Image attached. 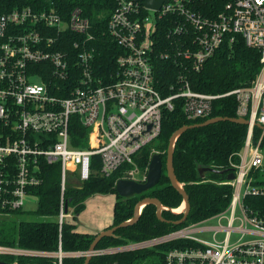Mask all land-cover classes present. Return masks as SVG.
<instances>
[{"label":"built area","instance_id":"2783aa9c","mask_svg":"<svg viewBox=\"0 0 264 264\" xmlns=\"http://www.w3.org/2000/svg\"><path fill=\"white\" fill-rule=\"evenodd\" d=\"M115 1L107 31L122 54L114 71L102 76L96 36L80 8L68 18L54 8L0 11V216L24 211L26 198H36L30 190L43 181L41 161L59 163L61 229L73 216L72 208L66 213L65 201L70 179L79 186L94 174L110 177L125 167L122 179L144 182L147 173L135 157L159 139L164 111L173 110L180 99L187 119L196 120L211 115L215 100L234 96L238 118L249 125L239 162H231L235 179L229 181L234 192L228 208L202 223L142 243L96 250L93 256L185 241L193 245L166 251L164 264H264V216L245 203L248 197L264 196L254 176L264 171V131L257 142L253 137L256 125L264 127V0H227L215 16L197 11L207 0H166L159 10L142 0ZM165 20L170 27L164 31L173 43L158 53L159 25ZM68 32L77 38L71 54L65 49ZM238 37L261 55L260 71L249 86L222 95L202 94L181 74L170 87L172 94L162 96L155 59L198 72ZM74 120L88 129L84 148L72 144ZM95 157L98 170L93 168ZM210 221L217 225L204 226ZM202 233L209 238H200ZM1 254L45 256L5 247H0ZM64 256L60 251L59 264Z\"/></svg>","mask_w":264,"mask_h":264},{"label":"trees","instance_id":"16d2710c","mask_svg":"<svg viewBox=\"0 0 264 264\" xmlns=\"http://www.w3.org/2000/svg\"><path fill=\"white\" fill-rule=\"evenodd\" d=\"M227 0H207L204 7L197 11L205 15L215 16L223 10ZM32 7L36 11L54 8L65 18L80 8L84 17L88 18L96 36L97 66L100 76L114 71L115 61L122 54V49L109 36L107 24L110 15L116 7L115 0H0V11L11 12L14 9ZM156 52L166 50L173 42L165 33L170 26L167 20L160 23ZM164 31V32H163ZM157 36V35H156ZM68 43L65 47L69 54L74 52L72 41L76 35L67 34ZM261 55L257 50L246 46L244 39L238 37L234 42H226L216 54L210 58L201 71H182L181 65L173 61L155 59V72L158 80V90L163 97L172 94L170 87L177 82L178 76L184 74L193 91L222 95L235 89L249 86L260 71ZM173 110L163 114L162 130L159 139L152 145L142 149L135 157V162L142 172L147 173L150 159L154 153H159L163 161V174L160 184L149 192L124 199L116 192V183L124 177L125 167L120 168L110 177L97 174L79 186L68 185L65 201L73 209V219L85 210V202L95 195H116L113 211V224L118 226L133 218L135 207L144 198H156L164 207L177 210L182 207V195L171 185L167 176L166 160L171 136L184 126L204 123L213 118L237 119L238 103L234 96L219 98L213 103L210 116L196 120H188L184 112L182 100L174 102ZM248 127L232 122H219L207 127L191 129L182 134L176 142L174 152V168L176 178L189 196L191 205L187 220L181 225L175 222L181 220L183 213L176 214L164 210L158 219L156 207L147 205L137 223L116 231L111 237L103 238L96 250L121 248L133 243H142L178 231L193 224L202 223L223 213L229 206L234 188L229 184L227 175L208 173L205 178L199 174V167H212L215 170L231 169V162L238 163L237 156L244 147ZM72 144L84 148L88 145V129L74 120L71 127ZM76 135V137H75ZM262 131L255 127L253 137L257 142ZM264 151V137L262 140ZM42 183L30 190L36 196L38 203L34 213L42 218H55L54 221L22 220L25 211H15L9 216H0V247L34 251L42 253H85L97 235L81 233L73 222H66L60 229L57 217L61 202V165H48L41 161ZM94 170L100 168L98 157L93 160ZM263 173L256 172L255 185L264 188ZM246 205L264 216V196L248 197ZM108 228V229H109ZM193 245L192 242L177 241L161 244L153 248L117 252L101 256H93L90 264H164L165 253L171 248ZM86 256H64L62 264H84ZM0 261L11 264H59V259L49 256L1 254Z\"/></svg>","mask_w":264,"mask_h":264},{"label":"water","instance_id":"95a60500","mask_svg":"<svg viewBox=\"0 0 264 264\" xmlns=\"http://www.w3.org/2000/svg\"><path fill=\"white\" fill-rule=\"evenodd\" d=\"M145 4V6L159 10L162 6V4L166 0H142ZM219 122H232L235 124H241L248 126L249 121L243 118H213L210 119L204 123L192 125V126H184L181 129L177 130L170 138L169 141V147L167 151V160H166V169H167V176L170 179L171 185L182 195L183 197V204L184 206L183 211L176 212L175 210H171L167 207H164L160 200L156 198H144L141 201L138 202V204L135 207L134 216L132 219L109 229H106L102 231L101 233L97 234L96 238L94 239L93 243L90 246L88 254L86 255V260L84 264H90L93 253L96 251V247L99 244V242L106 237L113 236L117 230L126 228L128 226H132L135 223H137L142 215V212L144 208L147 205H154L157 209L156 214L159 220L162 222H166V220L162 217V212L164 210H170L173 213L180 214L183 213L184 216L181 220L175 222L176 225H181L187 220V217L191 210V205L189 201V196L187 192L185 191L183 185L179 183V181L176 178L175 174V168H174V152H175V145L179 137L184 134L185 132L195 129V128H201V127H207L213 124H217ZM261 131H264V127L262 125H256ZM208 173H216L219 175H227L228 181H233L235 179V173L234 169H226V170H215L212 167H199V174L202 178H205ZM163 174V161L159 153H154L150 159L148 171L146 180L144 182H137L134 180H128V179H120L116 183V192L117 194L124 198V199H131L135 196L143 195L147 192H149L151 189L157 187L160 184L161 178ZM68 212V204L66 203V213ZM0 264H11L7 262L0 261ZM16 264V263H15Z\"/></svg>","mask_w":264,"mask_h":264},{"label":"rangeland","instance_id":"374dc122","mask_svg":"<svg viewBox=\"0 0 264 264\" xmlns=\"http://www.w3.org/2000/svg\"><path fill=\"white\" fill-rule=\"evenodd\" d=\"M141 170V169H140ZM260 180H263L264 177L261 175ZM72 180L70 179V184H72L71 182ZM113 197H115L116 199V195H112ZM26 202V205L24 207V211L26 212V214L22 217H19L21 218L22 220H27V221H54L55 218H42V217H38L34 211L35 209L37 208V203H38V200L37 198H34V197H28L26 198L25 200ZM88 208L86 209V212L84 213V218L82 220V224L78 223L77 224V221L79 219V215L77 217V220H74L73 219V216L72 218L70 219H67V222H73L77 225L78 229L79 230H83V231H86L88 230L86 226H96L100 223V221L102 222H105L107 221V219H109L112 215H113V206L112 204H109V205H104L102 203V201H100L99 199H95V200H92L90 202V204L87 206ZM71 211L73 209H70ZM81 222V220H80ZM217 223L215 221H210V222H206L204 226H216ZM198 236L200 238H203V239H208V235L207 233H202V234H198ZM236 235L234 234L232 236V238H235ZM59 253L55 254V257H58Z\"/></svg>","mask_w":264,"mask_h":264},{"label":"crops","instance_id":"0c3cea01","mask_svg":"<svg viewBox=\"0 0 264 264\" xmlns=\"http://www.w3.org/2000/svg\"><path fill=\"white\" fill-rule=\"evenodd\" d=\"M95 199H99L100 201H102V203L104 205L112 204L113 211H114V206H115V203L117 200L112 195H95V196L89 198L85 202V208L87 209L88 208L87 206L90 204V202L92 200H95ZM86 209L79 216L77 224L78 223L82 224V220L84 218V215H85L84 213L86 212ZM80 220H81V222H80ZM112 224H113V215L109 219H107V221H105V222L100 221V223L96 226H86V227H88L87 228L88 230H86V231L79 230L78 227H77V231L81 232V233H89V234L97 235V234L101 233L102 231L108 229ZM18 251L25 252V251H21V250H18ZM55 254L56 253H43V255L49 256V257H55ZM65 256L77 257V256H81V253H68V254H65Z\"/></svg>","mask_w":264,"mask_h":264},{"label":"bare ground","instance_id":"6f19581e","mask_svg":"<svg viewBox=\"0 0 264 264\" xmlns=\"http://www.w3.org/2000/svg\"><path fill=\"white\" fill-rule=\"evenodd\" d=\"M183 208H184V206L180 207L179 209H177L175 211L179 213V212L183 211Z\"/></svg>","mask_w":264,"mask_h":264}]
</instances>
